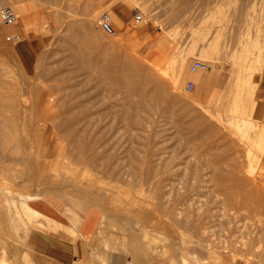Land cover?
Returning <instances> with one entry per match:
<instances>
[{"label": "rangeland", "instance_id": "rangeland-1", "mask_svg": "<svg viewBox=\"0 0 264 264\" xmlns=\"http://www.w3.org/2000/svg\"><path fill=\"white\" fill-rule=\"evenodd\" d=\"M4 6L17 15L0 22L15 140L0 181L47 203L33 217L0 206V260L264 264V0Z\"/></svg>", "mask_w": 264, "mask_h": 264}, {"label": "bare ground", "instance_id": "bare-ground-1", "mask_svg": "<svg viewBox=\"0 0 264 264\" xmlns=\"http://www.w3.org/2000/svg\"><path fill=\"white\" fill-rule=\"evenodd\" d=\"M21 42V41H20ZM19 42V43H20ZM15 44H18V43H15ZM0 96H1V94H0ZM12 101V100H11ZM11 101L9 102V100H7V99H5V100H1V97H0V169H2V170H4L5 171V165H4V160L2 159V157L6 154V152H7V147L9 146V145H11L13 142H14V140L15 139H13L12 137H11V134H10V129H11V125H12V123H13V118L12 119H10L9 117H7L8 115H6V112H9L8 110H10V109H12L13 108V103H14V100L12 101V104H11ZM16 105V104H15ZM17 108V107H16ZM11 111V110H10ZM13 111H14V109H13ZM10 113V112H9ZM16 139H17V137H16ZM18 141V140H17ZM16 143V142H15ZM14 143V144H15ZM18 144H19V141H18ZM17 145V144H16ZM36 153H37V151H36ZM36 153H35V155L34 154H32V156L34 155V156H36ZM31 154V153H30ZM39 154V153H38ZM30 157V156H29ZM29 157H28V159H29ZM36 157H38V156H36ZM39 158V157H38ZM32 159H34V157L32 158ZM37 159V158H36ZM35 159V160H36ZM39 160V159H38ZM34 161V160H33ZM40 162V161H39ZM39 162H37V163H39ZM28 165V164H27ZM39 165H41V164H38V165H36V168H37V170L36 171H39V169H40V167L41 166H39ZM28 166H30V165H28ZM32 166H30L29 168L32 170V168H31ZM28 168V167H27ZM42 168V167H41ZM43 169V168H42ZM26 170H28V169H26ZM31 170H28V171H30V173H32L31 172ZM35 170V169H34ZM34 170H32V171H34ZM27 171V172H28ZM42 171V170H41ZM35 172V171H34ZM32 173V174H36L37 172H35V173ZM3 173H6V172H3ZM2 178H1V181H0V206H3V205H5V204H7V205H9V209H11L15 214H16V210H17V207H16V205H17V203H19V208H21V210L24 212V213H33V212H36V209H34L31 205H30V203H32V204H38V203H40V202H42V201H45L44 199H42V198H40L39 196L42 194V192L41 193H34V194H28V193H24V192H21V191H18L17 190V187H16V189H15V187L13 188L12 187V185H11V187L9 186V184H11V183H7L8 181L6 180V177H5V175H3V176H1ZM14 196L17 198H14ZM60 197V196H59ZM62 197V196H61ZM17 200H18V202H17ZM83 203V202H82ZM74 204V203H73ZM85 204V203H84ZM18 206V205H17ZM71 206V205H70ZM8 208V207H7ZM2 210V209H1ZM18 211V210H17ZM0 214H1V211H0ZM34 214V213H33ZM33 214H32V217H33ZM28 215V214H27ZM40 215V214H39ZM6 216V215H5ZM13 216V215H12ZM30 216V215H29ZM41 216H43V215H41ZM1 217V216H0ZM44 217V219L46 218L47 219V217H45V216H43ZM42 218V217H41ZM45 219V220H46ZM7 220V219H6ZM48 221H49V219H47ZM46 220V221H47ZM51 220V219H50ZM40 221V220H39ZM44 221V220H43ZM10 222V221H9ZM36 222V221H35ZM51 222V221H50ZM12 223V222H11ZM13 223L15 224V222L13 221ZM17 223V222H16ZM44 223V222H43ZM47 223H49V222H47ZM8 224H10V223H8ZM36 224H37V222H36ZM56 224V223H55ZM60 223H58V225H59ZM13 225V224H12ZM48 225H50V224H48ZM44 226H45V224H44ZM59 226H61L62 227V225H59ZM114 226V225H113ZM116 226V225H115ZM60 227V229L62 230H64V226L61 228ZM161 227H162V225H161ZM53 228V227H52ZM51 228V229H52ZM66 228V227H65ZM59 229V228H58ZM67 230V229H66ZM51 231H53V230H51ZM69 231V230H68ZM54 232V231H53ZM76 232V231H75ZM1 233V232H0ZM66 233V232H65ZM101 233V232H100ZM98 234H99V232H98ZM102 234V233H101ZM153 234V233H152ZM77 235V234H76ZM149 235V234H148ZM102 236V235H101ZM104 236V235H103ZM71 237V236H70ZM100 237V236H99ZM73 238V237H72ZM154 238V237H153ZM157 238H159V236L157 237ZM75 239V238H74ZM101 240H103L102 239V237H101ZM154 240H156V239H154ZM159 240V239H158ZM150 241H151V239H150ZM102 242V241H101ZM182 250V249H181ZM1 256V255H0ZM2 257V256H1ZM25 259V258H24ZM23 259V260H24ZM30 260V259H29ZM196 260V259H195ZM0 263L1 264H5V261H4V259H1L0 260ZM30 262H28V263H26V264H29ZM103 263V262H102ZM145 263V262H144Z\"/></svg>", "mask_w": 264, "mask_h": 264}, {"label": "built area", "instance_id": "built-area-1", "mask_svg": "<svg viewBox=\"0 0 264 264\" xmlns=\"http://www.w3.org/2000/svg\"><path fill=\"white\" fill-rule=\"evenodd\" d=\"M134 20L136 23L141 21L140 13L134 15ZM17 21V15L10 6H4L0 9V22L5 26L14 25ZM99 27L100 29L108 36L114 35V30L111 25V17L108 13H102L99 18ZM21 36L18 33H11L6 36V41L12 43H19L21 41ZM205 64L202 61L194 60L190 64L189 71L195 73L199 70L205 69ZM192 83H188L186 86L187 91L192 90Z\"/></svg>", "mask_w": 264, "mask_h": 264}, {"label": "crops", "instance_id": "crops-1", "mask_svg": "<svg viewBox=\"0 0 264 264\" xmlns=\"http://www.w3.org/2000/svg\"><path fill=\"white\" fill-rule=\"evenodd\" d=\"M42 202H44V203H47L46 201H42ZM38 204H42L41 202L40 203H38ZM38 204H36V205H38ZM82 228H84V230L86 231V232H93V230H94V228H95V223H88V220H86V218L84 219V221H83V224H82Z\"/></svg>", "mask_w": 264, "mask_h": 264}]
</instances>
